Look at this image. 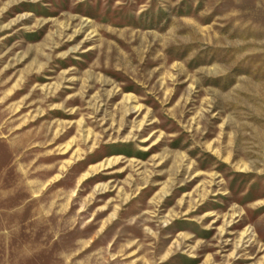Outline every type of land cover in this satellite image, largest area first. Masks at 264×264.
Returning <instances> with one entry per match:
<instances>
[{"label":"rangeland","instance_id":"374dc122","mask_svg":"<svg viewBox=\"0 0 264 264\" xmlns=\"http://www.w3.org/2000/svg\"><path fill=\"white\" fill-rule=\"evenodd\" d=\"M0 264H264V0H0Z\"/></svg>","mask_w":264,"mask_h":264}]
</instances>
